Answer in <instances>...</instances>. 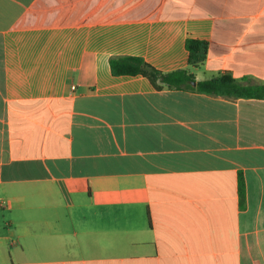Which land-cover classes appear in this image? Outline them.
I'll return each instance as SVG.
<instances>
[{"label":"crops","instance_id":"crops-1","mask_svg":"<svg viewBox=\"0 0 264 264\" xmlns=\"http://www.w3.org/2000/svg\"><path fill=\"white\" fill-rule=\"evenodd\" d=\"M122 56L264 84V0H0V264H264V100Z\"/></svg>","mask_w":264,"mask_h":264},{"label":"trees","instance_id":"trees-1","mask_svg":"<svg viewBox=\"0 0 264 264\" xmlns=\"http://www.w3.org/2000/svg\"><path fill=\"white\" fill-rule=\"evenodd\" d=\"M184 46L188 53L189 66L197 67L205 61L208 48L205 41L187 38ZM109 68L113 76H141L157 91L167 88L225 98L264 100V84H245L243 80L229 75L196 81L194 76L185 69L161 72L137 56L112 58L109 61ZM238 191L243 199L244 181L241 177L238 178Z\"/></svg>","mask_w":264,"mask_h":264},{"label":"rangeland","instance_id":"rangeland-1","mask_svg":"<svg viewBox=\"0 0 264 264\" xmlns=\"http://www.w3.org/2000/svg\"><path fill=\"white\" fill-rule=\"evenodd\" d=\"M7 215H8V212L7 211H4V212H1L0 211V224H1V222L6 221L4 219V217H6ZM2 216H4V217H2Z\"/></svg>","mask_w":264,"mask_h":264},{"label":"water","instance_id":"water-1","mask_svg":"<svg viewBox=\"0 0 264 264\" xmlns=\"http://www.w3.org/2000/svg\"><path fill=\"white\" fill-rule=\"evenodd\" d=\"M194 85V83H192Z\"/></svg>","mask_w":264,"mask_h":264}]
</instances>
